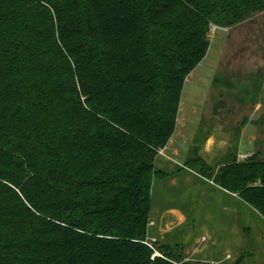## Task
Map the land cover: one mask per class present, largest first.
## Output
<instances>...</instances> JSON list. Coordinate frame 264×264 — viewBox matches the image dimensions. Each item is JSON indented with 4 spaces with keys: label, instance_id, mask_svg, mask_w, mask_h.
Wrapping results in <instances>:
<instances>
[{
    "label": "trees",
    "instance_id": "trees-1",
    "mask_svg": "<svg viewBox=\"0 0 264 264\" xmlns=\"http://www.w3.org/2000/svg\"><path fill=\"white\" fill-rule=\"evenodd\" d=\"M63 1L0 0V264H178L145 243L154 180L170 175L155 158L210 23L264 0H142V20L131 0H87L88 15ZM239 143L184 164L264 219V157L239 160Z\"/></svg>",
    "mask_w": 264,
    "mask_h": 264
},
{
    "label": "rangeland",
    "instance_id": "rangeland-1",
    "mask_svg": "<svg viewBox=\"0 0 264 264\" xmlns=\"http://www.w3.org/2000/svg\"><path fill=\"white\" fill-rule=\"evenodd\" d=\"M131 1L142 20V0ZM57 2L65 4L63 0ZM81 12L85 15L90 12L87 0H82ZM185 12L189 10L180 5L175 17L169 16V22H176ZM141 27L142 35L146 36L143 23ZM149 36L151 52L156 55L157 38ZM209 41L207 54L185 79L177 113L179 136L192 140L188 156L194 153L202 158V141L216 135L226 141L228 150L239 139V153L259 151V156L264 157V8L233 24L210 23ZM188 156L185 153L181 157L182 166H177L178 169L168 170L156 164L155 159V167L170 175L160 179L151 190V207L158 202L165 206L181 203L191 223L195 222L199 229V242L192 245L188 225L176 228L170 233L174 240L166 242L150 238L147 229L145 242L161 259L169 260L176 255L178 264H236L240 257H243L240 264H264L263 217L236 194L227 192L233 195L231 199L216 186L215 192L205 194L207 189L202 185L205 181L193 173L200 162L184 164ZM187 172L192 175L189 183L182 180L168 188V180L185 178ZM196 247L199 251L192 255Z\"/></svg>",
    "mask_w": 264,
    "mask_h": 264
},
{
    "label": "crops",
    "instance_id": "crops-1",
    "mask_svg": "<svg viewBox=\"0 0 264 264\" xmlns=\"http://www.w3.org/2000/svg\"><path fill=\"white\" fill-rule=\"evenodd\" d=\"M192 75V74H191ZM190 76V75H189ZM188 76V77H189ZM187 77V79H188ZM186 79V81H187ZM179 119L178 115L176 118V126H175V131L172 135V137L169 139L168 143L166 144L165 147L160 149L158 151V155L156 156V164L162 165L161 167L167 168L168 169H175L177 166H182V161L181 157L185 155L188 156L189 152L191 151L192 147V140L187 139L189 136H179L181 133V126H179ZM228 150V144H226V141L223 138H218L216 135L208 136L206 139L202 141L201 145V153L204 155L212 156L216 152H220L221 154L225 153ZM200 153V154H201ZM218 153V154H220ZM178 169V168H177ZM182 171V170H181ZM195 175H197L195 172H193ZM185 178H174L173 180H168V188L175 187L179 185L182 180L184 182L189 183V181L192 179V175H190L188 172L186 175H184ZM198 176V175H197ZM200 177V176H198ZM202 178V177H200ZM158 181L160 180H154L153 186H152V191L155 189L154 187L156 186ZM202 185L205 188V194L208 193H213V189L215 186L212 184V182H209L205 179H202ZM155 185V186H154ZM218 188V187H217ZM223 191V190H222ZM227 194V192H225ZM221 195V194H220ZM231 199L233 198L232 194H227ZM205 198H203L204 200ZM209 199V198H208ZM202 200V199H201ZM228 201L232 204L231 200L228 199ZM158 204V205H157ZM156 206H152L150 209L149 213V222H148V236L150 238H153L155 241H160V242H166L171 240H174L173 237H171L170 233H172L176 228H179V226H184L188 225L190 228L191 234L189 237V240L192 242V245L197 241L199 242V233H198V228L196 226V223H191L189 217L187 216V211L182 204L178 205H163L161 202H158ZM221 207L223 208V204H221ZM202 225V223H201ZM150 231V232H149ZM199 251L197 247L195 250L192 252V255L196 252ZM227 255H224L226 257ZM229 256V255H228ZM225 259V258H224Z\"/></svg>",
    "mask_w": 264,
    "mask_h": 264
},
{
    "label": "built area",
    "instance_id": "built-area-1",
    "mask_svg": "<svg viewBox=\"0 0 264 264\" xmlns=\"http://www.w3.org/2000/svg\"><path fill=\"white\" fill-rule=\"evenodd\" d=\"M251 153H249L248 151L247 152H240L238 153V159L239 160H243V159H246ZM146 243V242H145ZM148 244V243H146ZM150 247H152L150 244H148ZM153 248V247H152ZM155 255H157L155 252L153 253L152 257H154ZM228 258V256H227Z\"/></svg>",
    "mask_w": 264,
    "mask_h": 264
}]
</instances>
